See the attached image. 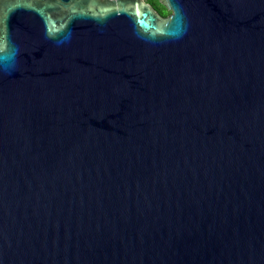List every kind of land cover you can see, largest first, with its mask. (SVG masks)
Returning <instances> with one entry per match:
<instances>
[{
  "label": "water",
  "instance_id": "95a60500",
  "mask_svg": "<svg viewBox=\"0 0 264 264\" xmlns=\"http://www.w3.org/2000/svg\"><path fill=\"white\" fill-rule=\"evenodd\" d=\"M0 0V264H264V0Z\"/></svg>",
  "mask_w": 264,
  "mask_h": 264
},
{
  "label": "trees",
  "instance_id": "16d2710c",
  "mask_svg": "<svg viewBox=\"0 0 264 264\" xmlns=\"http://www.w3.org/2000/svg\"><path fill=\"white\" fill-rule=\"evenodd\" d=\"M150 2L159 14H161L162 16H165L167 14L166 10L157 2V0H150Z\"/></svg>",
  "mask_w": 264,
  "mask_h": 264
},
{
  "label": "flooded vegetation",
  "instance_id": "af4514ba",
  "mask_svg": "<svg viewBox=\"0 0 264 264\" xmlns=\"http://www.w3.org/2000/svg\"><path fill=\"white\" fill-rule=\"evenodd\" d=\"M145 2L149 3L150 5H152V3L150 2V0H145ZM153 6V5H152ZM154 7V6H153ZM155 9V8H154ZM156 10V9H155Z\"/></svg>",
  "mask_w": 264,
  "mask_h": 264
},
{
  "label": "rangeland",
  "instance_id": "374dc122",
  "mask_svg": "<svg viewBox=\"0 0 264 264\" xmlns=\"http://www.w3.org/2000/svg\"><path fill=\"white\" fill-rule=\"evenodd\" d=\"M167 12V11H166ZM169 14V12H167V14L165 16H167Z\"/></svg>",
  "mask_w": 264,
  "mask_h": 264
}]
</instances>
